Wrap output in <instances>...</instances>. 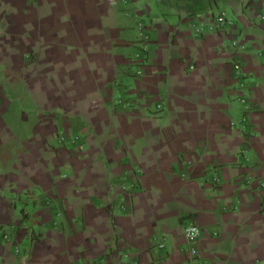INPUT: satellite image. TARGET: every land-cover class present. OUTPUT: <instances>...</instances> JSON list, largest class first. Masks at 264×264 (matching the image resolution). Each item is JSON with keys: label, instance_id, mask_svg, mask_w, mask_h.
Instances as JSON below:
<instances>
[{"label": "crops", "instance_id": "1", "mask_svg": "<svg viewBox=\"0 0 264 264\" xmlns=\"http://www.w3.org/2000/svg\"><path fill=\"white\" fill-rule=\"evenodd\" d=\"M263 15L264 0H0V55L4 35L30 53L32 18L45 54L100 91L60 102L40 149L0 90V264H264ZM19 73L0 61L8 90Z\"/></svg>", "mask_w": 264, "mask_h": 264}, {"label": "rangeland", "instance_id": "2", "mask_svg": "<svg viewBox=\"0 0 264 264\" xmlns=\"http://www.w3.org/2000/svg\"><path fill=\"white\" fill-rule=\"evenodd\" d=\"M31 19L30 53L28 55L17 49H10V42L6 40L5 35L3 36L1 41L3 49L0 55L1 65L4 68L9 65L13 67L14 71H19L23 84H17L16 87L8 90L9 85L3 80V82L0 81V90L8 100L9 108L7 112L10 117L13 115L17 116L14 119V123L19 126L18 131L22 130L20 125L22 124V116L30 114V130L33 125L35 126L34 128L37 127L36 129L39 130L36 133L37 137H35L36 146L42 149L48 140L47 135L55 128L54 122L58 120V116L52 118L51 114L54 112L56 114L59 113L60 102H65L68 108H74L76 106L75 98L77 100L78 98L90 99L89 97L98 96L100 91L93 95L90 90L80 88L81 83L78 80L80 73L75 71V67L67 62L68 59L72 61L74 58L52 57L45 54L43 51L44 41L41 34L35 32ZM38 27L41 29V25ZM3 74H6V72ZM14 74L12 73V76ZM2 102L3 100L0 97V103ZM29 104L30 110L27 106ZM2 107H4V104ZM233 123L238 125V122ZM84 138L81 131L74 130L67 137L62 135L60 139L62 142H60L71 147L75 143L80 144ZM15 147L16 145L8 144L6 149L12 150ZM2 230L10 232L6 228Z\"/></svg>", "mask_w": 264, "mask_h": 264}, {"label": "built area", "instance_id": "3", "mask_svg": "<svg viewBox=\"0 0 264 264\" xmlns=\"http://www.w3.org/2000/svg\"><path fill=\"white\" fill-rule=\"evenodd\" d=\"M261 18L264 20V15L261 16ZM216 21L220 26H225V27H232L234 24L233 21L228 17V15L225 11H221L218 13ZM139 26H140L142 37H143L144 42H145L144 47H145V50H147L148 49V43L150 41V35H149L148 31L146 30V28L143 24H140ZM234 45H237V43H234ZM137 58H141V54H138ZM239 102L242 104H245V105L247 104V100L245 98H240ZM158 108L160 109L161 106L159 105ZM247 121H248L247 117H245L243 119V122L247 123ZM2 229L3 228L0 227V233L2 234L3 238L9 239L10 235L6 231H3ZM201 233H202V231H201L200 227L197 225H189V226H186L184 228V236L187 239V241L193 246L199 240ZM198 253L199 252H198V249L196 247H193L191 249V256L196 257V256H198Z\"/></svg>", "mask_w": 264, "mask_h": 264}]
</instances>
